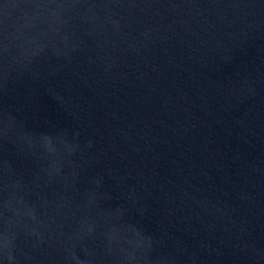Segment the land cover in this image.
<instances>
[{
    "label": "water",
    "instance_id": "1",
    "mask_svg": "<svg viewBox=\"0 0 264 264\" xmlns=\"http://www.w3.org/2000/svg\"><path fill=\"white\" fill-rule=\"evenodd\" d=\"M0 264H264V0H0Z\"/></svg>",
    "mask_w": 264,
    "mask_h": 264
}]
</instances>
